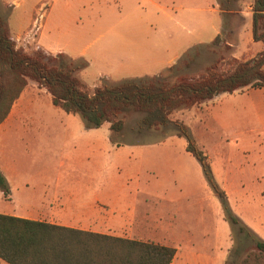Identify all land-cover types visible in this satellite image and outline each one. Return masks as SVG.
<instances>
[{
	"label": "rangeland",
	"instance_id": "374dc122",
	"mask_svg": "<svg viewBox=\"0 0 264 264\" xmlns=\"http://www.w3.org/2000/svg\"><path fill=\"white\" fill-rule=\"evenodd\" d=\"M164 1L176 7L178 11L170 9V12L180 21L183 20L187 29H183L163 14L152 16L150 12H154L155 8L149 0H41L37 12L43 13L44 21H49L48 29L44 30L48 42H51L52 46L64 48L68 53L37 49L33 42L22 48L29 54L36 51L54 57L62 54L68 63L74 62L80 65L76 74L87 84L91 92L100 85L116 84L131 78L152 79L173 84L182 78L197 77L214 61L221 57L227 60L237 52V47L231 44L239 41L241 37L240 33L235 31V27L239 24L240 27L245 26L246 21L243 17L239 16L229 21L230 26H235L230 36L226 35V28L222 30V36L226 37L231 45L230 49L226 48L224 42L194 43L186 47L191 37L189 32L195 34L197 30L203 28L205 29L203 37H210L212 26L219 25L221 19L202 10V7L208 4L207 0ZM160 2L162 3L163 0ZM248 3L247 0L239 1L236 3V9L247 11ZM8 10L9 6L0 7L2 15ZM157 21L161 24L151 25ZM157 39L168 40L173 44L180 40L177 44L180 47L176 45L173 48L175 52L172 54V61L161 69H155L150 65L151 47ZM82 50H87V57ZM135 56L139 60H145L146 65L151 68L146 72L129 76L95 74L98 69L114 71L123 66V71L126 72L129 68L124 65L125 60H136ZM88 57L93 61L91 62ZM226 67L223 66L224 69ZM31 89L39 95L48 93L36 82H32L28 91ZM221 94L227 95L228 98L232 95ZM212 101L182 107L172 114V119L188 126L197 146L207 154L219 181L227 179L240 181L242 167L245 171L249 167L255 174H264V131L259 128L258 121L249 124L236 122V127L221 129L209 113ZM35 106L38 109H33L24 115L23 122L26 126L22 135L10 144L14 155L21 161L25 170L45 169L54 174L57 169L64 170L69 167L67 163L70 161L74 163L78 161L77 165L72 167L83 173H92V186L99 193L103 190V197L110 195L114 201L130 209L134 206L138 214L147 212L149 220H157L161 227H166L175 233L174 241H170L166 239L162 230L159 234L146 235L137 227L130 225L125 230L128 237H149V239H160L162 243L168 240L172 242L170 246L176 249L194 250L206 256L220 249L218 238L220 232L224 240L222 249L227 250V264H239L242 258L255 250L256 244L252 236L249 237L245 232H241L238 226L227 218L224 202L241 223L251 229L233 209L229 194L217 180L220 190L214 191L198 160L185 151L180 152L181 146L187 139L178 135L179 129L175 122L159 129H140L139 122L144 113L135 110L125 111L123 112L124 130L119 134L111 132L109 151H105L102 155L98 154L96 142L98 139L106 141L109 131L106 122L100 128L94 129L95 146L91 153L89 149L86 151L85 138L82 141L81 135L75 132L74 126L67 123L65 117L67 113L53 106L50 96L49 98L43 96ZM77 117L84 123L79 116ZM161 138H172L175 142V147H172L175 150L172 160H182L186 167V178L183 175L175 176V171L170 169L166 171L155 169L158 173L149 168L137 171L133 160L126 155V152L119 150L120 153L123 151L122 154H125L124 159L119 158L118 151L113 145ZM164 157L165 155H149L147 160L154 163L157 160L161 163L170 160L169 157ZM252 157L254 160L251 159ZM91 161L93 162L90 163ZM190 188L192 190H189ZM120 192L118 199V195L115 194ZM232 196L235 198V195ZM1 207L3 201L0 199ZM258 212L261 219H264V205L258 209ZM167 223H173V228H168ZM251 231L257 235L252 229ZM262 263L264 264V261ZM193 264H198V261H194Z\"/></svg>",
	"mask_w": 264,
	"mask_h": 264
},
{
	"label": "trees",
	"instance_id": "16d2710c",
	"mask_svg": "<svg viewBox=\"0 0 264 264\" xmlns=\"http://www.w3.org/2000/svg\"><path fill=\"white\" fill-rule=\"evenodd\" d=\"M224 12V28L230 36L229 21L237 15L238 0H217ZM252 36L264 44V0H252ZM229 28V30H227ZM227 38L218 34L213 44ZM78 64L68 63L62 54L56 57L36 51L26 53L12 40L7 19L0 13V124L7 118L13 103L29 80H34L52 96L54 105L68 113L78 114L87 128L110 123L112 134L125 128L123 112L144 113L139 128L159 129L175 122L178 135L187 139L186 150L201 164L214 191L220 186L215 179L207 154L191 136L188 126L172 119L182 108L201 104L220 93H233L247 87H264V47L254 57L227 60L221 57L197 77L182 78L170 84L157 80L124 79L116 84H103L92 92L76 74ZM223 66H227L226 69ZM0 190L5 198L10 185L0 169ZM227 218L241 232L253 238L255 250L239 264H263L264 239L241 223L227 203ZM176 248L160 242L127 238L91 230L52 224L0 213V258L8 264H171ZM254 260V261H253Z\"/></svg>",
	"mask_w": 264,
	"mask_h": 264
},
{
	"label": "crops",
	"instance_id": "0c3cea01",
	"mask_svg": "<svg viewBox=\"0 0 264 264\" xmlns=\"http://www.w3.org/2000/svg\"><path fill=\"white\" fill-rule=\"evenodd\" d=\"M154 5L155 11L150 12L152 16H159L163 14L169 18V20L175 21L183 29H187V25L180 21L177 16L170 12L174 10L178 11L176 7L170 6L168 1L161 3L162 0H149ZM246 1V0H238ZM248 6L247 11L243 9L237 10V15L233 19H237L239 16L243 17L246 21L244 27H240V24L235 27V31L239 32L241 37L237 42H231L233 46L237 47V52L234 53L236 58H252L258 52H260L264 44L261 41H255L252 36V0H247ZM41 0H0V7L9 6V10L4 15L7 19L8 28L10 31L11 38L14 39L16 36L24 34L28 31L35 17L38 15V4ZM208 4L202 7V10L211 16H219L221 22L219 25H213L211 28V36L204 38L203 34L205 29L200 28L194 34L189 32L191 37L186 43V47L192 44H207L212 43L214 38L218 34H222L224 28L225 14L219 8L217 0H207ZM237 2V3H238ZM240 4V3H239ZM44 16L41 24V28L38 32L37 43L40 48L49 52L48 49L54 53L65 52L64 48L52 46L51 42H48V38L44 33V30L48 29L49 21H44ZM161 22L152 23L151 25H159ZM231 27L230 31L234 30ZM180 42L177 40L176 43H169L168 40L157 39L153 42L152 50V61L150 65L155 69H161L168 65L172 61L173 48ZM228 44L229 41H227ZM178 46V45H177ZM20 47V46H17ZM180 46H178L179 48ZM47 48V49H46ZM69 51V50H68ZM84 56L87 57V50H82ZM177 53V52H176ZM240 54V55H239ZM245 55V56H244ZM89 58V57H88ZM125 60L124 65L129 68L128 71H123V67L119 69H98L95 74H109L113 76H129L133 74H139L146 72L149 67L146 65L145 60ZM92 62L93 59L89 58ZM138 65V67H136ZM34 80H29L27 86L22 91L21 95L13 103L7 118L0 124V169L4 173L10 188L11 193L8 198H5L2 191L0 190V199L3 201V207L0 208V213L14 215L18 217L35 219L46 221L52 224L70 226L80 228L84 230H91L106 234H112L127 238L126 228L128 226L137 227L141 233L146 235L159 234V231H163L166 235V239L173 240L174 232L170 231L166 227H161L157 220H149L148 213L138 214L136 207L132 209L124 207L118 201H114L113 198L108 195L103 197L99 191H95L92 186L93 174L83 173L75 169L78 161H70L67 168L64 170L57 169V172L51 174L48 170H34L27 171L22 168L21 161L13 153V147L10 145L14 143L15 139L22 135L26 124L23 122L24 115L33 109H38L35 105L40 99L44 97L51 98L52 96L48 93L39 95L34 89L28 91ZM227 93V92H224ZM221 94V93H220ZM229 98L225 94L216 95L210 107L209 113L213 118L214 122L221 129H230L236 127V122L253 123L258 121L259 128L264 131V87L253 88L247 87L241 91H235ZM208 100V101H210ZM53 104V102H52ZM53 106L60 108L53 104ZM63 110L62 108H60ZM66 112L65 110H63ZM65 114L66 121L68 124L74 126L75 132H78L82 141L85 138L86 151L92 153L94 149V129H98L105 124V122L98 128H87L85 124L79 120L78 114L68 113ZM71 114V115H70ZM80 117V116H79ZM81 118V117H80ZM82 119V118H81ZM84 124V125H83ZM108 127V135L106 141L98 139L96 142V148L98 154L104 155L105 151H109L111 142V130L110 123L106 122ZM98 133V131H96ZM114 148L118 151L119 158L124 159L123 151L120 153L119 150H124L126 155L133 160L134 168L138 171L149 168L150 170H171L175 171V176L186 178L185 172L186 167L182 160H172L175 142L172 138H161L159 140H145V141H129V144L116 143L113 144ZM187 141L181 146V151L192 155L186 150ZM247 149V148H246ZM248 151V149H247ZM149 155H165L164 158L169 157V161L147 160ZM193 156V155H192ZM251 159L254 160L252 157ZM91 161L90 163H92ZM199 162V161H198ZM65 164V163H64ZM200 164V163H199ZM74 165V167H72ZM201 165V164H200ZM254 165V163H253ZM212 167V165H211ZM215 178L223 187V189L229 194L230 202L242 221L249 226L261 239H264V219L258 212L261 206L264 205V185L263 179L264 174H255L252 169L245 171L242 167L241 174L242 178L236 182L233 179H227L224 181L218 180V175L215 169L212 168ZM158 173L157 171H155ZM220 186V185H219ZM194 189V188H193ZM189 190H192L190 188ZM259 190V191H258ZM106 193V192H105ZM114 194V193H113ZM118 195L120 199L121 192ZM232 195H235L233 198ZM173 223H167V227L173 228ZM219 250L214 252L212 255L201 254L200 252H194V250L181 251L179 248L176 249V254L171 264H193L194 261H198V264H227V250H223V239L219 232ZM145 241L160 242V239H149L148 238H136ZM166 241L163 244L171 245L172 242ZM174 241V240H173ZM162 243V242H160ZM0 264H8L0 258Z\"/></svg>",
	"mask_w": 264,
	"mask_h": 264
},
{
	"label": "built area",
	"instance_id": "2783aa9c",
	"mask_svg": "<svg viewBox=\"0 0 264 264\" xmlns=\"http://www.w3.org/2000/svg\"><path fill=\"white\" fill-rule=\"evenodd\" d=\"M42 20H43V13H39L35 17L34 22L28 31L12 39L17 44V46L27 47L28 44L33 42L37 49L40 48L39 44L37 43V35L41 28Z\"/></svg>",
	"mask_w": 264,
	"mask_h": 264
}]
</instances>
